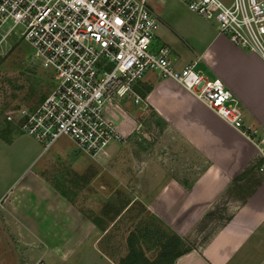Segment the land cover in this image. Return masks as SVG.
Listing matches in <instances>:
<instances>
[{
	"label": "crops",
	"instance_id": "1",
	"mask_svg": "<svg viewBox=\"0 0 264 264\" xmlns=\"http://www.w3.org/2000/svg\"><path fill=\"white\" fill-rule=\"evenodd\" d=\"M183 4L174 14L153 8L160 19L156 42L170 47L177 66L195 59L204 74L220 77L240 100L245 121L264 132V58ZM135 90L141 97L135 105L111 107L129 135L109 159L117 180H129L130 205L139 200L182 238L197 234V224L219 204L229 214L170 264H264V172L254 166L256 145L174 79L149 71ZM142 108L162 126L148 148L137 150L130 139ZM44 151L0 112V264H121L102 247L111 227L99 228L44 174Z\"/></svg>",
	"mask_w": 264,
	"mask_h": 264
},
{
	"label": "built area",
	"instance_id": "2",
	"mask_svg": "<svg viewBox=\"0 0 264 264\" xmlns=\"http://www.w3.org/2000/svg\"><path fill=\"white\" fill-rule=\"evenodd\" d=\"M152 0H0V55L27 43L30 60L52 73L36 104L4 111L7 121L47 150L67 136L80 152L102 160L126 141L112 105L141 100L135 86L149 71L181 83L255 145L264 172V132L244 119L240 100L196 60L178 67L170 47L154 44L160 19ZM216 22L232 43L264 58V0H181ZM139 121L135 127L140 129Z\"/></svg>",
	"mask_w": 264,
	"mask_h": 264
},
{
	"label": "rangeland",
	"instance_id": "3",
	"mask_svg": "<svg viewBox=\"0 0 264 264\" xmlns=\"http://www.w3.org/2000/svg\"><path fill=\"white\" fill-rule=\"evenodd\" d=\"M153 8L174 14L184 7L181 0H152ZM158 44L155 40L154 44ZM31 47L20 43L0 55V112L18 104H35L51 88L49 69L30 60ZM179 67V66H178ZM125 106L135 103L125 98ZM137 105V104H136ZM137 117L143 126L130 139L137 150L148 148L156 139L161 122L151 109L142 108ZM129 138V137H128ZM126 139V141L128 140ZM129 148V147H128ZM129 150V149H128ZM44 174L74 198L99 228H109L102 247L124 264H169L181 250L197 247L211 230L223 223L228 212L219 204L197 224L196 233L178 236L167 224L155 219L147 208L136 200L131 205L132 191L112 172L109 158L96 160L80 152L67 136L58 138L44 153ZM258 160L254 164L257 166ZM139 167V162L136 163Z\"/></svg>",
	"mask_w": 264,
	"mask_h": 264
},
{
	"label": "trees",
	"instance_id": "4",
	"mask_svg": "<svg viewBox=\"0 0 264 264\" xmlns=\"http://www.w3.org/2000/svg\"><path fill=\"white\" fill-rule=\"evenodd\" d=\"M177 254H178V253H176L174 256H176ZM174 256H173V257H174ZM171 260H172V259H171ZM120 263H121V264H124V262H122V261H121ZM170 263H171V261H170ZM170 263H169V264H170Z\"/></svg>",
	"mask_w": 264,
	"mask_h": 264
}]
</instances>
